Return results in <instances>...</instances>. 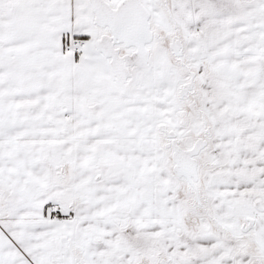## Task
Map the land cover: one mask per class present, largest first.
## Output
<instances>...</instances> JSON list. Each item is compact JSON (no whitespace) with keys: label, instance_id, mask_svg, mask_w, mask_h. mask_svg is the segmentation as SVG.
<instances>
[{"label":"snow or ice","instance_id":"6c2138e0","mask_svg":"<svg viewBox=\"0 0 264 264\" xmlns=\"http://www.w3.org/2000/svg\"><path fill=\"white\" fill-rule=\"evenodd\" d=\"M0 264H264V0H0Z\"/></svg>","mask_w":264,"mask_h":264}]
</instances>
